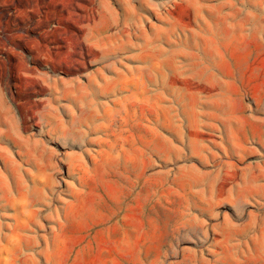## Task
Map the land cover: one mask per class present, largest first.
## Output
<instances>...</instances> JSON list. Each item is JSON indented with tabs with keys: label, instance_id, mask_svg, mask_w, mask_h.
Here are the masks:
<instances>
[{
	"label": "rangeland",
	"instance_id": "rangeland-1",
	"mask_svg": "<svg viewBox=\"0 0 264 264\" xmlns=\"http://www.w3.org/2000/svg\"><path fill=\"white\" fill-rule=\"evenodd\" d=\"M0 264H264V0H0Z\"/></svg>",
	"mask_w": 264,
	"mask_h": 264
}]
</instances>
